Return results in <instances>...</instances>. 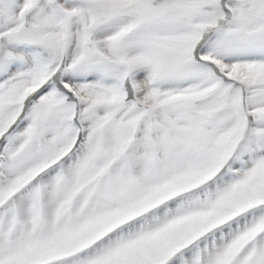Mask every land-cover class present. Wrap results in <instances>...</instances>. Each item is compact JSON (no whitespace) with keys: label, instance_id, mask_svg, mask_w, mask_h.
I'll return each instance as SVG.
<instances>
[{"label":"snow or ice","instance_id":"6c2138e0","mask_svg":"<svg viewBox=\"0 0 264 264\" xmlns=\"http://www.w3.org/2000/svg\"><path fill=\"white\" fill-rule=\"evenodd\" d=\"M0 264H264V0H0Z\"/></svg>","mask_w":264,"mask_h":264}]
</instances>
